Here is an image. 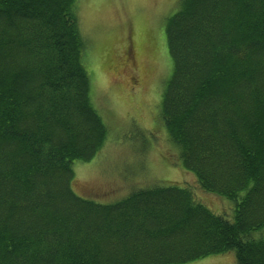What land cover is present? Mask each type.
Returning <instances> with one entry per match:
<instances>
[{
    "label": "trees",
    "instance_id": "trees-1",
    "mask_svg": "<svg viewBox=\"0 0 264 264\" xmlns=\"http://www.w3.org/2000/svg\"><path fill=\"white\" fill-rule=\"evenodd\" d=\"M76 3L0 0V264H264V0H181L165 23L160 115L196 191L233 204L222 214L189 187L73 192V162L107 135Z\"/></svg>",
    "mask_w": 264,
    "mask_h": 264
},
{
    "label": "rangeland",
    "instance_id": "rangeland-1",
    "mask_svg": "<svg viewBox=\"0 0 264 264\" xmlns=\"http://www.w3.org/2000/svg\"><path fill=\"white\" fill-rule=\"evenodd\" d=\"M180 2L77 0L89 98L107 130L104 146L91 161L72 164L71 187L85 200L112 204L140 190L189 187L196 203L214 214L230 206L231 213V202L196 191L195 177L179 165V150L159 111L172 72L165 23ZM232 253L188 264H236Z\"/></svg>",
    "mask_w": 264,
    "mask_h": 264
}]
</instances>
